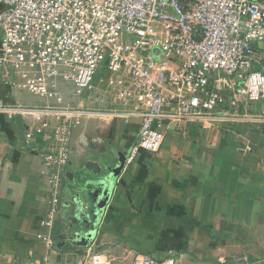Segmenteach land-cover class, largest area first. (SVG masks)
<instances>
[{
	"label": "crops",
	"instance_id": "1",
	"mask_svg": "<svg viewBox=\"0 0 264 264\" xmlns=\"http://www.w3.org/2000/svg\"><path fill=\"white\" fill-rule=\"evenodd\" d=\"M4 9L0 3V12ZM17 79L14 71L0 73V101L31 108L47 103L22 91ZM230 88L226 78L219 81L227 98ZM101 91L96 85L79 95L66 87L64 103L96 112L73 127L49 241L48 229L40 225L49 191L41 154L57 119L37 111L0 114V264H79L89 247L103 251L111 264H126L133 249L156 258L174 255L178 264H242L234 256L246 253L250 261L264 256V125L182 122L165 131L159 151L150 154L134 149L140 118L112 115L114 100ZM118 154L124 166L97 221L86 203L77 205L76 195L83 192L76 186L74 191L69 178L86 168L77 182L87 178L83 191L96 197L106 165L114 167ZM69 226L79 236L62 244L59 235L69 236Z\"/></svg>",
	"mask_w": 264,
	"mask_h": 264
},
{
	"label": "built area",
	"instance_id": "2",
	"mask_svg": "<svg viewBox=\"0 0 264 264\" xmlns=\"http://www.w3.org/2000/svg\"><path fill=\"white\" fill-rule=\"evenodd\" d=\"M0 3V73L14 71L22 91L47 99L32 108L0 101V114L37 111L57 119L41 154L49 191L40 225L48 241L60 212L73 127L96 112L64 103L66 87L80 95L93 91L100 77L101 92L114 100L110 113L140 118L134 149L150 154L159 151L164 132L182 122L264 125V0ZM222 78L230 82L229 98L219 89ZM131 252L126 264H178L174 255ZM234 260L264 264V256L250 261L246 253ZM79 264L111 263L89 247Z\"/></svg>",
	"mask_w": 264,
	"mask_h": 264
},
{
	"label": "water",
	"instance_id": "3",
	"mask_svg": "<svg viewBox=\"0 0 264 264\" xmlns=\"http://www.w3.org/2000/svg\"><path fill=\"white\" fill-rule=\"evenodd\" d=\"M124 162H125V157L123 156V154H118V163L114 167L111 168V167H107L108 165H106V168L108 170L107 172H105V175H104V185L96 197L89 196L87 193L83 191L84 190L83 187H84V184L87 182V178L84 184L81 182H77L78 178L81 179L84 176V174H87L86 168L82 167L71 173V178L69 179L70 181H72L74 191H75V186H76L77 190L79 191L82 190L83 192V194L76 195L77 205L79 204V208L81 209V206L83 207L84 204L86 203L87 206L89 207V210L95 213L97 221L101 218V215L104 212L105 206L107 205L110 199L113 187L116 184V180L118 176L120 175V172L124 166ZM120 181L122 182L123 180L121 179ZM71 189L70 188L67 189V192L69 194L72 193ZM72 194H74L73 196H74V201H75V193H72ZM83 195H84V199L81 198ZM67 229L70 230V232L72 233H70L69 236L67 235L68 233H61L59 235V238H63L62 244H64L66 238L72 241L74 234H76V236H79L78 234L79 232L75 230V227L69 226ZM86 235L88 237H92L93 234L90 232V233H87ZM83 243L86 244V242H83Z\"/></svg>",
	"mask_w": 264,
	"mask_h": 264
},
{
	"label": "rangeland",
	"instance_id": "4",
	"mask_svg": "<svg viewBox=\"0 0 264 264\" xmlns=\"http://www.w3.org/2000/svg\"><path fill=\"white\" fill-rule=\"evenodd\" d=\"M184 2H188V1H192V0H183ZM100 76L101 77H104L105 76V74L102 72V73H100ZM100 77H98V79H97V81L95 82V85H99V83H100ZM101 87V86H100Z\"/></svg>",
	"mask_w": 264,
	"mask_h": 264
}]
</instances>
